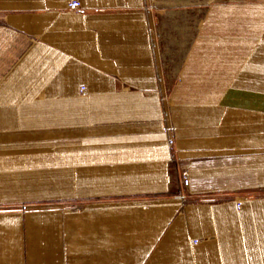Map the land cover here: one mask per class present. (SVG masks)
<instances>
[{
  "label": "crops",
  "instance_id": "obj_1",
  "mask_svg": "<svg viewBox=\"0 0 264 264\" xmlns=\"http://www.w3.org/2000/svg\"><path fill=\"white\" fill-rule=\"evenodd\" d=\"M69 1L0 0V264H264V0L207 7L173 77L199 0Z\"/></svg>",
  "mask_w": 264,
  "mask_h": 264
},
{
  "label": "rangeland",
  "instance_id": "obj_2",
  "mask_svg": "<svg viewBox=\"0 0 264 264\" xmlns=\"http://www.w3.org/2000/svg\"><path fill=\"white\" fill-rule=\"evenodd\" d=\"M226 0H199L198 5L200 6V10L199 13H196L194 16V20H193V16L191 15L189 20L187 21V23H190V27H188L187 30H181V31H170L169 32V36L165 35L164 32L161 35V45H162V59L164 62V66L166 67V70L169 74V77H173L177 74V68L180 65L182 59L184 58L189 46L191 45V43L193 42L194 36L196 34L197 28H198V24L201 23L205 12L207 10V7H209L210 5H212L213 3H218V2H225ZM193 2H191V4L189 6L192 5ZM184 5H188V4H184ZM183 6V4H182ZM4 22L3 19L0 18V24ZM83 87V86H82ZM81 87V88H82ZM86 95V94H83ZM181 175H182V171L180 170V172L178 171V179H179V188H178V195L179 197H181V193H180V188H181ZM190 190L187 194V196L183 199L184 203H196V202H205L208 198L206 197H199V198H194V197H190ZM264 195V194H263ZM206 199V200H205ZM210 199V198H209ZM23 206H27L28 209L27 210H22ZM55 207V206H62L63 208H67L69 210H80L83 209L84 206L83 204H81L80 202H76V203H72L70 201H33L31 203H23L20 204L19 206H17L18 209H20L21 211H28V210H39V209H43L46 207ZM241 206V203L240 205ZM1 208H13L12 206H0ZM182 209V208H181ZM197 242H199V239H192L191 243L192 244H196Z\"/></svg>",
  "mask_w": 264,
  "mask_h": 264
},
{
  "label": "built area",
  "instance_id": "obj_3",
  "mask_svg": "<svg viewBox=\"0 0 264 264\" xmlns=\"http://www.w3.org/2000/svg\"><path fill=\"white\" fill-rule=\"evenodd\" d=\"M82 8L81 6V2L80 0H70L67 3V10L68 12H78L80 11ZM81 93L82 94H87L88 93V89L86 86H83L81 88ZM164 132L167 134L168 136V144L172 149H175V144H176V131L174 127H165L164 128ZM181 188H180V193H181V197L184 199L189 190H190V185H191V178H190V173L189 170L184 169L182 170V175H181ZM28 207L27 206H23L22 210H27Z\"/></svg>",
  "mask_w": 264,
  "mask_h": 264
}]
</instances>
